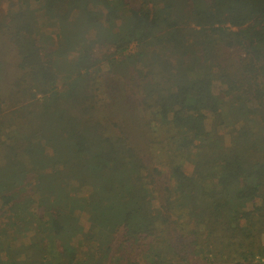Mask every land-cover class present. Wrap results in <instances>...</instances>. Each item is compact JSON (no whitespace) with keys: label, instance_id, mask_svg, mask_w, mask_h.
<instances>
[{"label":"trees","instance_id":"obj_1","mask_svg":"<svg viewBox=\"0 0 264 264\" xmlns=\"http://www.w3.org/2000/svg\"><path fill=\"white\" fill-rule=\"evenodd\" d=\"M3 44L0 264L264 263V0H0Z\"/></svg>","mask_w":264,"mask_h":264},{"label":"rangeland","instance_id":"obj_2","mask_svg":"<svg viewBox=\"0 0 264 264\" xmlns=\"http://www.w3.org/2000/svg\"><path fill=\"white\" fill-rule=\"evenodd\" d=\"M0 54L7 70V77L10 80H12L15 76H17V71L15 69L16 66L15 53L13 50H9L8 47L3 44L0 46ZM227 131H228L227 129H223L221 130V133L226 134ZM258 264H264V263H258Z\"/></svg>","mask_w":264,"mask_h":264}]
</instances>
